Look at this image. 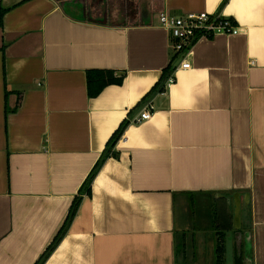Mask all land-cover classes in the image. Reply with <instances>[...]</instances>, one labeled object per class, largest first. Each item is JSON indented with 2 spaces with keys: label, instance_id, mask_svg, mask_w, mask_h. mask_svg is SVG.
I'll list each match as a JSON object with an SVG mask.
<instances>
[{
  "label": "crops",
  "instance_id": "obj_1",
  "mask_svg": "<svg viewBox=\"0 0 264 264\" xmlns=\"http://www.w3.org/2000/svg\"><path fill=\"white\" fill-rule=\"evenodd\" d=\"M82 1L0 0V264H38L148 101L42 264H216L217 246L221 264H264V0H146L116 23ZM159 11L239 33L199 38L148 97L179 59ZM89 70L125 76L90 97Z\"/></svg>",
  "mask_w": 264,
  "mask_h": 264
},
{
  "label": "built area",
  "instance_id": "obj_2",
  "mask_svg": "<svg viewBox=\"0 0 264 264\" xmlns=\"http://www.w3.org/2000/svg\"><path fill=\"white\" fill-rule=\"evenodd\" d=\"M157 20L159 25L167 31L170 48L176 53V58H181L180 62L174 67V71L179 67L181 69H188L190 67L185 57L189 54L192 44L199 38L214 35H237L239 33V28L231 19L206 12L173 14L159 11ZM174 71L168 75L164 91L174 83ZM154 110V105L151 101H148L138 114L130 119V122L139 124L147 121L152 117Z\"/></svg>",
  "mask_w": 264,
  "mask_h": 264
},
{
  "label": "trees",
  "instance_id": "obj_3",
  "mask_svg": "<svg viewBox=\"0 0 264 264\" xmlns=\"http://www.w3.org/2000/svg\"><path fill=\"white\" fill-rule=\"evenodd\" d=\"M5 12H6V9L0 5V27H2L3 16H4ZM171 63L172 62H170L168 64V66L163 70L160 79L157 81V83L152 87V89L148 93V95H147L148 97L150 96V94H152L154 92L161 93L164 91L165 81H166L168 75L174 71V68L172 67ZM124 76H125L124 72H115V71H110V70H89V71H87L86 79H87L88 95L90 97H94V96L98 95L105 86L110 85V84H120L122 82ZM18 104H19V98H18L16 106ZM131 118L132 117L128 118L127 121L125 120L120 125L119 129L116 131V133L113 135L111 140L108 142V148L105 149L102 156L100 157L98 162L95 164L90 175L88 176V178L86 179L82 188L80 189L81 194L74 199L66 221H68V219H70V218L72 219L75 211L78 208V205L80 203L82 195L83 194L89 195L91 193V184H92V181H93L96 173L98 172V170H99L100 166L102 165V163L104 162L105 158L108 156V154L110 153V151L114 147L116 141L118 140V138L122 134L125 126L130 122ZM58 236L59 235H57V237L54 239L53 243L57 240ZM53 243L47 248L45 253H47V251H49L51 249V246L53 245ZM45 253H44V255H45ZM215 253H216V264H221L223 257H224L223 247L217 246Z\"/></svg>",
  "mask_w": 264,
  "mask_h": 264
},
{
  "label": "rangeland",
  "instance_id": "obj_4",
  "mask_svg": "<svg viewBox=\"0 0 264 264\" xmlns=\"http://www.w3.org/2000/svg\"><path fill=\"white\" fill-rule=\"evenodd\" d=\"M82 2L86 6V8H89L91 6L97 7V13L99 15L96 17L108 18L110 22L113 21L115 23L122 21V13L125 12L129 15H133L139 7L146 6L145 4L147 3L146 0H83ZM113 11H118L116 17L112 16ZM187 243L188 244H185L182 241L178 243V245L180 244L179 254L182 255L183 252L185 253L187 248V260H190L192 259V253L195 254L196 251H191L190 241ZM196 253L197 255L195 254V257L197 256L199 258L202 256L200 250Z\"/></svg>",
  "mask_w": 264,
  "mask_h": 264
},
{
  "label": "water",
  "instance_id": "obj_5",
  "mask_svg": "<svg viewBox=\"0 0 264 264\" xmlns=\"http://www.w3.org/2000/svg\"><path fill=\"white\" fill-rule=\"evenodd\" d=\"M180 59H181V58H179V59L176 61L174 67L180 62ZM141 108H142V107H141ZM141 108H140V109H141ZM140 109H139L137 112H139ZM70 220H71V218L68 219V221L66 222V225H65V227L63 228L62 232L60 233L58 239L53 243V245L51 246V249H50L49 251H47V253H45V255L40 259V261L38 262V264H42V262L44 261L45 257L51 252L52 248L56 245V242H57V241H58V240L64 235V233L66 232V230H67V228H68V226H69V224H70Z\"/></svg>",
  "mask_w": 264,
  "mask_h": 264
}]
</instances>
